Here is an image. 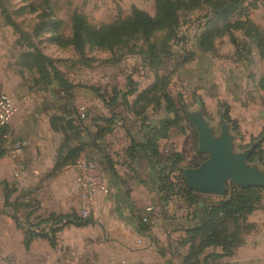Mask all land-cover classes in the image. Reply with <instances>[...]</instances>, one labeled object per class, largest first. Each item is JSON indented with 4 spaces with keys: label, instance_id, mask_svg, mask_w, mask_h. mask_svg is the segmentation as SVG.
Masks as SVG:
<instances>
[{
    "label": "rangeland",
    "instance_id": "374dc122",
    "mask_svg": "<svg viewBox=\"0 0 264 264\" xmlns=\"http://www.w3.org/2000/svg\"><path fill=\"white\" fill-rule=\"evenodd\" d=\"M245 2L252 6L248 13L235 15L226 22L246 19L245 27L253 25L264 35V0ZM133 10L154 16V1L0 0V95H6V89L22 84L31 100H50L55 95L53 91L58 89L52 78L56 71L76 87L69 100L71 113L62 116L61 125L66 126L72 121L79 137L81 133L84 137L98 133L108 136L106 146L109 151L115 146L120 147L119 151L124 150L123 138L127 140L124 126L115 125L120 118L112 116L107 105L110 100L116 96L127 120L136 128L145 127L146 131V127L174 117L167 108L165 95L188 130L183 138L187 143L183 150L176 144L162 143L160 152L164 159L175 150L183 152L187 165L199 164L197 133L186 117L187 112L199 110L211 126L216 125L220 115L223 116L230 126L237 151L259 141L254 150L259 146L257 151L264 155V51L258 50L245 36L246 30L224 28L226 22L218 21L213 13L203 9L179 11L172 30L161 29L149 36L135 35L116 45H86L79 52L71 43L73 16L100 29L127 19ZM205 32L210 33L212 48L201 53L198 39ZM33 52L49 61L44 63L43 73L28 57ZM128 91L133 92L126 95ZM87 98L90 100H85ZM80 108L87 115L79 121L72 113ZM72 135L70 133V137ZM72 143L78 142L72 140ZM114 151L118 153V150ZM249 157L248 161L253 163ZM128 161L124 156L117 163L127 164ZM144 164L151 172L152 168ZM259 167L264 169V162ZM14 181L16 184L17 180ZM11 186L14 187L13 183ZM174 199L176 202L173 203L179 206L180 199L170 201ZM207 199L214 200L216 196ZM261 205L258 218L264 219V191ZM175 237H169L170 242L161 247L164 253L168 251L167 264H181L186 253L180 237ZM10 253H20L17 243H12ZM1 262L15 264L14 257L0 259Z\"/></svg>",
    "mask_w": 264,
    "mask_h": 264
},
{
    "label": "crops",
    "instance_id": "0c3cea01",
    "mask_svg": "<svg viewBox=\"0 0 264 264\" xmlns=\"http://www.w3.org/2000/svg\"><path fill=\"white\" fill-rule=\"evenodd\" d=\"M4 93L14 102L17 112L3 129L5 135L1 148L3 155L0 157V183L5 185L0 184V259L14 257L15 264H167L168 251L164 253L161 247L170 242L169 237H183L181 229L192 224L193 210L183 200L176 206L173 203L175 199L167 203L160 199L158 182L151 177L145 160L117 163L118 159L126 156L124 150L130 142L128 136L127 140L123 138L124 150L119 151L120 147L115 146L113 149L118 150V153H114L117 151H109L106 146L108 136L95 139L93 135L84 137V133L80 134L83 151L79 159L97 164L112 193L97 200L89 224L65 227L57 233L53 247L46 239H35L28 249L24 248L23 232L17 227L13 216L20 221L28 218L30 222H36L51 213L78 212L73 165L54 171L64 135L52 129L50 119L65 115L66 99L56 89L50 100H31L22 84L6 89ZM114 110L123 116L127 115L119 106ZM123 123L115 121L116 127L122 124L132 137L142 139L138 128L131 122L126 120ZM180 127L184 132L171 129L168 138L159 141V146L162 143L169 146L176 144L179 150H183L187 145L183 138L188 129L184 123ZM15 144L19 149L14 148ZM172 153H178L183 158L182 169L197 167L206 158L197 152L201 156L198 158L199 164L187 165L182 151L174 150ZM102 156H108L113 162L115 176ZM262 160L264 162V155ZM255 161L260 164L257 160L252 162ZM14 180H17L16 184ZM5 189L8 192L6 204ZM261 212L262 205L247 217V223L252 224L254 230L245 236L244 243L232 256L223 257L216 264H264V219L258 218ZM142 219H146L144 224L149 226L145 233L139 231L138 224ZM48 227L42 225L40 229ZM12 243H17L18 255L10 253Z\"/></svg>",
    "mask_w": 264,
    "mask_h": 264
},
{
    "label": "trees",
    "instance_id": "16d2710c",
    "mask_svg": "<svg viewBox=\"0 0 264 264\" xmlns=\"http://www.w3.org/2000/svg\"><path fill=\"white\" fill-rule=\"evenodd\" d=\"M154 16L133 10L131 16L125 20L104 26L100 29H94L88 26L83 19L78 16L72 18V38L71 43L77 51L81 52L84 46L104 47L116 45L135 35L149 36L155 31L161 29L172 30L177 23V13L179 11L192 12L194 10H206V13H213L218 21L226 22L235 15L241 16L248 13L252 7L245 0H153ZM244 16V15H243ZM10 25L14 26L9 17H6ZM247 20L233 21L224 23V28L246 30L245 36L254 44L261 52L264 51V35L260 29L253 25L245 27ZM247 26V25H246ZM209 32L203 33L198 39V49L201 53L209 52L212 48L209 41ZM30 61L43 73L44 63L48 62L37 52L29 53ZM58 84V89L66 99L64 104L65 114L71 113V104L69 100L73 97L75 86L68 83L64 78L54 71L52 77ZM133 91H128L126 95ZM98 98L100 95L95 92ZM164 99L168 102V110L174 117L164 119L152 127L138 128V134L142 138L136 140L132 137L130 131L124 126L126 134L130 139L124 153L129 161L137 163L140 160L145 162L152 168L151 177L158 182V193L160 199L167 203L173 198H178L187 203L193 209L191 222L187 228L181 229L183 237L180 238V244L186 249V253L182 257L181 264H216L223 257H230L236 249L240 247L245 240V236L254 230L252 224L247 223V217L260 208L262 202L263 188L249 187L241 189L233 185L227 186V194L224 197L205 196L197 194L190 190L182 177L181 163L183 158L178 153H172L168 158L164 159L160 152L159 141L167 139L171 129L176 128L184 132L180 127L181 120L178 112L172 106V101L164 95ZM117 97H113L107 104L114 118L119 117L122 122H126L127 115H121L115 112L114 108L122 106L118 103ZM123 107V106H122ZM121 107V108H122ZM113 108V109H112ZM124 111V108H123ZM125 112V111H124ZM80 121L77 109L72 115ZM71 115V116H72ZM87 115V114H86ZM73 120L75 118L72 117ZM62 116L52 117L50 123L54 131L64 134V140L56 156L54 171L74 165L79 159L83 146L79 140V132L75 130L72 121L62 126ZM123 123V124H124ZM4 128H0V157L3 155L1 148L4 143ZM66 133L68 135H66ZM72 133V137H70ZM142 135V136H141ZM101 133L95 135V139L99 138ZM77 140V144L72 143ZM250 155L249 160H257L261 164L262 153L257 149ZM140 154L142 157H139ZM108 169L114 174L113 162L108 156H102ZM168 172L165 173V170ZM178 175H176V173ZM5 185V183H0ZM6 190V189H5ZM6 204L8 192L5 191ZM202 204L199 207V204ZM13 219L19 229L23 232V246L28 249L30 243L35 239H46L53 247L56 242V234L65 227H83L90 223V219H81L76 212L70 214H49L46 218L38 219L36 222H30L27 219L20 221L16 216ZM42 225H49L47 229H40ZM140 233L149 230V226L142 221L139 222Z\"/></svg>",
    "mask_w": 264,
    "mask_h": 264
},
{
    "label": "water",
    "instance_id": "95a60500",
    "mask_svg": "<svg viewBox=\"0 0 264 264\" xmlns=\"http://www.w3.org/2000/svg\"><path fill=\"white\" fill-rule=\"evenodd\" d=\"M186 117L197 133L196 150L206 157L197 167L182 169L183 180L190 190L201 195L224 197L227 184L241 189L264 188V169L258 162L248 161L259 141L237 151L230 126L222 115L215 126L204 119L201 110L187 112Z\"/></svg>",
    "mask_w": 264,
    "mask_h": 264
},
{
    "label": "built area",
    "instance_id": "2783aa9c",
    "mask_svg": "<svg viewBox=\"0 0 264 264\" xmlns=\"http://www.w3.org/2000/svg\"><path fill=\"white\" fill-rule=\"evenodd\" d=\"M16 112L17 107L14 102L6 95H0V128L7 127ZM77 112L79 119L84 120L86 117L85 110L80 108ZM13 146L15 149H19L17 144ZM73 168L79 201L78 216L83 220L90 219L94 215V206L97 200L110 195L112 189L105 182L96 163L79 159ZM17 176L16 173L15 177ZM142 222H146V219H142Z\"/></svg>",
    "mask_w": 264,
    "mask_h": 264
}]
</instances>
